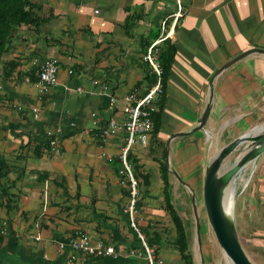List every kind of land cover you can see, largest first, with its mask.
<instances>
[{"label": "crops", "instance_id": "crops-1", "mask_svg": "<svg viewBox=\"0 0 264 264\" xmlns=\"http://www.w3.org/2000/svg\"><path fill=\"white\" fill-rule=\"evenodd\" d=\"M30 1L41 7L34 10L37 24L16 29L0 65V156L10 168L0 178V264H146L124 213L128 190L118 159L126 134L109 130V123H122L129 93L150 89L145 46L165 20L176 54L160 132L147 149L132 152L139 172L149 175V186L139 189L136 222L161 264H185L172 244L176 229L159 162L167 141L182 133L169 144V163L166 155L176 206L175 185L202 196L208 138L224 139L220 150L264 129V54H251L214 77L241 53L264 49V0H183L185 16L176 24L174 0ZM45 60L57 62L58 85L42 96L36 65ZM7 62L16 64L8 75ZM207 105L206 126L194 131ZM250 166L251 176L256 172L234 223L239 237L246 233V244L240 243L248 259L264 264V153ZM77 230L113 246L116 255L72 253L68 245ZM188 243L193 263L200 264L189 235Z\"/></svg>", "mask_w": 264, "mask_h": 264}, {"label": "built area", "instance_id": "built-area-1", "mask_svg": "<svg viewBox=\"0 0 264 264\" xmlns=\"http://www.w3.org/2000/svg\"><path fill=\"white\" fill-rule=\"evenodd\" d=\"M176 12L171 16L174 24L184 18L185 11L183 9V0H174ZM166 20L162 23L161 33L157 39L152 41L148 46L144 55V61L155 75V83L150 86V89L143 95H139L137 90L129 93L125 98V106L123 108L124 120L122 123H117L111 120L109 130L120 129L126 134L125 146L119 155L120 169L118 171L122 183L128 190V203L124 209V213L129 218V227L136 233L141 245L140 255L145 259L146 264H161L157 257L154 248L149 244L147 237L139 229L136 222L137 207L140 200V184L141 180L137 177L133 165L127 160L129 153H132L135 148L147 149L152 137L153 123L151 115L157 112L155 105L156 100L162 93V68L157 61V55L160 44L168 39L173 30L166 27ZM37 76L39 93L43 96L49 89L58 85L59 66L55 60H45L37 63ZM72 74V71H69ZM104 90L106 88L104 87ZM80 92L81 89H78ZM41 100V98H40ZM115 100L111 98L113 103ZM32 114L35 119L39 116V109H32ZM107 134V133H105ZM52 150H57V142L52 139L49 142ZM39 240V237L36 238ZM72 253L85 257L103 258L116 255L115 248L111 245H106L100 240L94 241L87 233L81 230L74 232L73 237L68 245ZM59 249H65V245H59ZM133 255L134 252L132 251ZM75 259V256H72Z\"/></svg>", "mask_w": 264, "mask_h": 264}, {"label": "water", "instance_id": "water-1", "mask_svg": "<svg viewBox=\"0 0 264 264\" xmlns=\"http://www.w3.org/2000/svg\"><path fill=\"white\" fill-rule=\"evenodd\" d=\"M258 53L264 54V49H251L241 53L234 59L230 60L216 73V77L225 69L229 68L236 62L245 57ZM213 77V78H214ZM212 81H210L211 84ZM210 113V105H207L202 116L197 122L194 131L204 130ZM183 134L174 135L166 143V155L169 163V144L172 139L182 137ZM243 151L236 157L232 165L223 170L225 162L239 149ZM264 153V129L256 128L252 133H246L226 146L222 147L208 164L204 172L202 199L207 216L208 223L214 233L216 241L222 249L225 256L232 264H252L245 254L236 230L233 219V213L225 209L227 193L229 186L234 184L240 174L246 167L254 165L256 160ZM144 187L149 186V175L141 172L136 173ZM173 175L182 183L176 172ZM191 204L196 223V235L200 245V225L195 203V196H191Z\"/></svg>", "mask_w": 264, "mask_h": 264}, {"label": "trees", "instance_id": "trees-1", "mask_svg": "<svg viewBox=\"0 0 264 264\" xmlns=\"http://www.w3.org/2000/svg\"><path fill=\"white\" fill-rule=\"evenodd\" d=\"M39 5H33L30 0H0V65L5 57V55L10 50L11 38L16 32V29L23 25H36L38 18L36 17L35 11H40ZM132 17H127L124 24L125 32L128 33V29L131 27ZM159 37V33L152 36V40L146 44V50L150 43ZM157 61L162 68V93L156 100L155 105L157 107V112L151 115V120L153 123V131L151 140L158 136L160 129L162 127V114L164 110L165 100H166V86L167 80L170 73L171 66L174 62L176 48L174 44L166 39L158 47ZM146 53V51H145ZM16 66L14 62L5 63V73L9 72ZM9 68V72L6 71ZM2 69H0L1 71ZM155 75L151 72L147 78L149 86L155 83ZM148 91V90H147ZM146 91V92H147ZM145 94V93H144ZM150 140V141H151ZM150 146V143H149ZM127 160L133 165L135 173H138L140 168L136 163V159L129 153ZM118 163L120 165L119 159ZM10 168L7 167L2 156H0V178H2ZM159 172L160 178L163 182V194L164 201L166 204V210L169 213L170 219L175 226V236L173 239V247L179 253L181 260L185 264H194L191 253L189 252L188 235L185 227V223L177 211V207L173 205V198L171 197L170 190L171 184L169 182L170 172L169 166L166 161L165 151L163 154L162 161L159 162ZM142 187V183L140 184ZM148 239V238H147ZM152 243V239L149 240V244Z\"/></svg>", "mask_w": 264, "mask_h": 264}, {"label": "rangeland", "instance_id": "rangeland-1", "mask_svg": "<svg viewBox=\"0 0 264 264\" xmlns=\"http://www.w3.org/2000/svg\"><path fill=\"white\" fill-rule=\"evenodd\" d=\"M209 142L207 145V149L205 150V157L203 160V166H207L212 159L215 157V155L219 152V147L225 143L226 141L221 138H208ZM243 151L242 148L239 149L235 154H233L224 165L223 170L228 169L236 157ZM253 171V167L248 166L245 168V170L240 174L238 179L235 181L234 184H231L229 186L228 193L231 189H234V207H233V219L235 220L237 209L239 205V201L243 195H245V192L247 191V187L251 179L254 178V174L256 172V169L251 176ZM182 181V180H181ZM184 182V181H182ZM199 191V190H198ZM196 192V196L194 192L189 188H182L181 185H175L174 186V196L177 201V208L179 213L181 214L183 221L186 225L187 233L189 235V238L192 243V249L194 251V254L197 253V261L200 264H232L230 260L225 256L222 249L218 245L216 238L214 236V233L208 223L203 199L199 192ZM227 193V196H228ZM195 196V203L197 208V214L199 219V225H200V242L201 245L199 246L197 235H196V223L194 219L192 204H191V196ZM235 222V221H234ZM240 229H237V233ZM246 233L241 232V235L239 237L243 239L242 242L244 245L246 242L244 241V238ZM194 241V242H193ZM247 247V246H245ZM203 250V256L200 254ZM199 253V254H198ZM201 255V258H200ZM251 255V254H250Z\"/></svg>", "mask_w": 264, "mask_h": 264}, {"label": "bare ground", "instance_id": "bare-ground-1", "mask_svg": "<svg viewBox=\"0 0 264 264\" xmlns=\"http://www.w3.org/2000/svg\"><path fill=\"white\" fill-rule=\"evenodd\" d=\"M234 189H231L228 193L227 200L225 203V209L232 213L233 212V207H234Z\"/></svg>", "mask_w": 264, "mask_h": 264}]
</instances>
